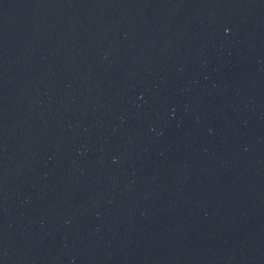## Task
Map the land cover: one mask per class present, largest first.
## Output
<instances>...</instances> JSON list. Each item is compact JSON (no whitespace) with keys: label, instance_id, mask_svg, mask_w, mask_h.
Listing matches in <instances>:
<instances>
[{"label":"water","instance_id":"95a60500","mask_svg":"<svg viewBox=\"0 0 264 264\" xmlns=\"http://www.w3.org/2000/svg\"><path fill=\"white\" fill-rule=\"evenodd\" d=\"M0 264H264V0H0Z\"/></svg>","mask_w":264,"mask_h":264}]
</instances>
